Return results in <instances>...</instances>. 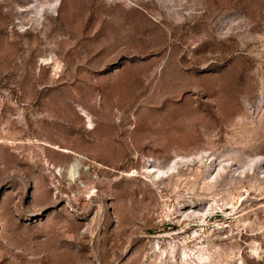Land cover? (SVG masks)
Listing matches in <instances>:
<instances>
[{
  "label": "rangeland",
  "instance_id": "374dc122",
  "mask_svg": "<svg viewBox=\"0 0 264 264\" xmlns=\"http://www.w3.org/2000/svg\"><path fill=\"white\" fill-rule=\"evenodd\" d=\"M205 263L264 264V0H0V264Z\"/></svg>",
  "mask_w": 264,
  "mask_h": 264
},
{
  "label": "bare ground",
  "instance_id": "6f19581e",
  "mask_svg": "<svg viewBox=\"0 0 264 264\" xmlns=\"http://www.w3.org/2000/svg\"><path fill=\"white\" fill-rule=\"evenodd\" d=\"M176 166L177 165H173L172 167L169 168V170H174L176 168ZM157 170H158L157 171L158 174H165V173H167V172H165L164 170H161V169H157ZM196 213H197V215H201L202 214L201 217H200L201 219H207L206 217H207L208 214H204V213H200V212H196ZM175 252H176L175 250H172V257H176L175 256ZM182 253H183L182 256H186L187 255V253H184V251ZM208 258H210V256H208ZM203 260H205V259L203 258Z\"/></svg>",
  "mask_w": 264,
  "mask_h": 264
}]
</instances>
